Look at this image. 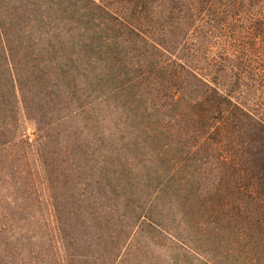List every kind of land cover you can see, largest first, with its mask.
Listing matches in <instances>:
<instances>
[{"label":"rangeland","instance_id":"374dc122","mask_svg":"<svg viewBox=\"0 0 264 264\" xmlns=\"http://www.w3.org/2000/svg\"><path fill=\"white\" fill-rule=\"evenodd\" d=\"M143 1L0 0V264H253L187 216V177L220 169L187 168L181 108L126 84L187 63V0ZM141 7L162 52L112 31Z\"/></svg>","mask_w":264,"mask_h":264},{"label":"trees","instance_id":"16d2710c","mask_svg":"<svg viewBox=\"0 0 264 264\" xmlns=\"http://www.w3.org/2000/svg\"><path fill=\"white\" fill-rule=\"evenodd\" d=\"M134 17L143 23L133 24ZM154 17L141 7L119 16L112 31L128 33L129 46L130 36L141 40L143 56L162 52L152 34ZM158 67L127 86L140 90L139 98L157 94L163 105L181 108L187 168L220 169L214 181L205 172L187 177V216L191 211L200 219V236L238 237L239 246L246 243L245 261L264 264V0H187V63ZM185 71L187 92L179 87ZM29 256L19 259L43 264Z\"/></svg>","mask_w":264,"mask_h":264}]
</instances>
